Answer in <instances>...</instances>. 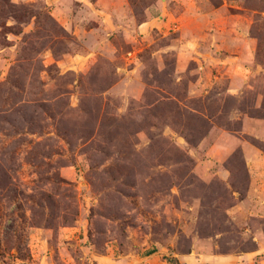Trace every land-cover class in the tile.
Here are the masks:
<instances>
[{
  "label": "rangeland",
  "instance_id": "1",
  "mask_svg": "<svg viewBox=\"0 0 264 264\" xmlns=\"http://www.w3.org/2000/svg\"><path fill=\"white\" fill-rule=\"evenodd\" d=\"M9 2L0 182L57 208L0 264H264V0Z\"/></svg>",
  "mask_w": 264,
  "mask_h": 264
},
{
  "label": "trees",
  "instance_id": "2",
  "mask_svg": "<svg viewBox=\"0 0 264 264\" xmlns=\"http://www.w3.org/2000/svg\"><path fill=\"white\" fill-rule=\"evenodd\" d=\"M0 1H2L3 8H9V11L7 13H9V16H11V18L15 21H22L26 18H31L32 16H34V14H32L31 12L25 10L26 7H24V5H14L11 4L9 0ZM47 17L50 18L49 15ZM2 43L3 42H0L1 45ZM194 139L196 138L192 136V138L188 139V142L192 143ZM0 191H5L6 193L5 195H1L0 193V198H2L0 199V203L7 202L5 208L9 210L8 212L5 211L7 212V214L1 213L0 211V258L3 257L5 253L15 251V255L12 256V260L24 262L26 254L29 253V249L28 247H26L24 235L20 233V230H18V228L15 226L16 221L13 216L14 208L21 209V203L17 201L18 196H22L27 201V203L28 201H30L31 203V205L27 206V209L30 212V218L34 221L30 224V227L37 225L50 227V225L53 224L51 221H53L54 218H51V214H47L45 218V207H48L51 211L56 209L57 207L52 204L50 197H48V195L46 196V194L45 200L35 202L32 196H25L22 193V190H18L15 187L14 183H12L11 181L2 180L0 182ZM8 194L10 197L8 196ZM11 205H14V208H11ZM66 216L64 214L62 216H58L60 225H69V223H72L75 220L73 216H68V218ZM20 218H23V220H25L24 215L22 214H20ZM0 261L2 262L3 260L0 259Z\"/></svg>",
  "mask_w": 264,
  "mask_h": 264
}]
</instances>
